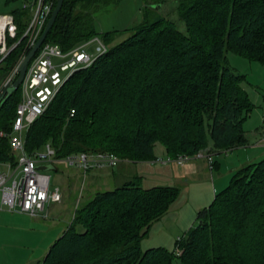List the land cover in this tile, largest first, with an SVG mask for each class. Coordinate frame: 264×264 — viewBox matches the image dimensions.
<instances>
[{"label": "trees", "instance_id": "1", "mask_svg": "<svg viewBox=\"0 0 264 264\" xmlns=\"http://www.w3.org/2000/svg\"><path fill=\"white\" fill-rule=\"evenodd\" d=\"M116 1L64 0L46 40L66 51L98 36L94 14ZM175 2L184 30L148 7L123 40L113 43L115 31L101 33L108 50L72 73L30 124L26 150L49 143L57 160L109 151L120 161L140 162L157 158V142L170 157L245 146L243 122L253 103L227 53L264 63V0ZM10 13L20 37L29 11ZM24 43L23 38L0 63V87ZM20 97L19 87L2 100L0 131L11 130ZM13 158L8 138L0 135V161ZM56 163L49 165L56 170ZM139 178L96 191L77 205L40 264H171L173 253L164 247L142 250L141 239L168 212L178 188H143ZM198 219L182 236L180 264H264V158L237 169Z\"/></svg>", "mask_w": 264, "mask_h": 264}, {"label": "rangeland", "instance_id": "2", "mask_svg": "<svg viewBox=\"0 0 264 264\" xmlns=\"http://www.w3.org/2000/svg\"><path fill=\"white\" fill-rule=\"evenodd\" d=\"M150 1L117 0L107 7H103L94 14L96 32L100 35L106 31H115L118 35L113 43L119 42L131 34L133 26L139 22L142 12H145L148 7L154 15L167 17L174 21L179 29L184 30V25L178 20L176 14L175 0H165L152 5L149 4ZM22 6L23 1L21 0L10 4H6L5 0H0V13H7ZM87 50L95 55L94 45H90ZM227 59L230 66L238 74L244 75L241 86L249 94V99L253 103V107L243 122L245 136L249 142L247 147L254 149V151L258 149L264 151V137L261 135L264 126V63L250 60L242 54L233 52L227 53ZM17 93L19 95L20 91ZM239 149L214 154L211 169L205 158L197 157H191L183 164L172 162L162 165L155 161L131 162L132 169L129 172V179L135 176L140 177L143 188L153 186H175L178 188L177 196L168 212L161 219L155 221L148 233L142 237V250L151 247H164L175 255L177 237H182L191 226H195L199 222V212L212 202L215 193L229 184L237 169L228 171L231 164L227 165L226 160L228 156ZM154 154L157 157H166L167 155L159 142L155 144ZM262 158H264V152L256 161ZM215 162L220 165L222 173L227 171L222 178H217ZM56 166V170L50 168L47 173L50 175V189L57 188L60 191L61 201L50 202L45 207V215H37L39 218L34 219L38 221L40 226L38 230H34V233H32L34 244L27 241L24 238L25 235L22 231H18L16 226L5 222L1 224L3 225L1 229L5 232L1 231L3 238L0 239V264H40L48 251L45 243L38 244L39 236H43L44 240H47L40 230L44 229L49 237L54 233L55 238H58L64 227L67 228L72 220L75 207L87 202L94 194L93 189H87L90 182L87 175L90 170L87 172L86 178H83V170L79 167L70 166L61 161L57 162ZM103 178H98V182L102 185L99 186L96 185V182H93V188L95 186L98 191L111 190L124 182L121 176L117 179ZM88 193L90 194L86 197ZM2 210L11 214L18 213L6 209ZM52 227L54 232H48ZM171 264H180V260L176 255L173 257Z\"/></svg>", "mask_w": 264, "mask_h": 264}, {"label": "built area", "instance_id": "3", "mask_svg": "<svg viewBox=\"0 0 264 264\" xmlns=\"http://www.w3.org/2000/svg\"><path fill=\"white\" fill-rule=\"evenodd\" d=\"M55 0H29L23 2V9L29 11L25 28L18 37V26L10 12L0 13V63L13 50L21 39L25 43L23 50L4 79L0 89L6 83H12L17 76V68L25 55L33 47L49 18ZM90 45L95 46V55L88 52ZM108 50V46L99 36H93L78 43L71 49L62 50L57 43L45 40L28 63L22 83L21 97L16 107L10 132L0 131L8 138L14 156L13 160L0 161V208L10 212L26 213L31 216L42 214L50 202L61 201L60 191L50 189V175L47 170H38L41 164L65 162L83 170L104 167H116L120 158L109 151L79 152L69 154L57 160L55 149L46 143L41 149L27 151L24 132L41 115L59 91L62 85L75 71L90 66L93 61ZM74 113L71 110L70 115ZM264 137V126L262 130ZM213 155L208 148L200 149L194 156L179 154L176 157H157L158 163L183 164L191 157L205 158L210 169L213 167ZM182 237H177L175 255L181 254Z\"/></svg>", "mask_w": 264, "mask_h": 264}, {"label": "crops", "instance_id": "4", "mask_svg": "<svg viewBox=\"0 0 264 264\" xmlns=\"http://www.w3.org/2000/svg\"><path fill=\"white\" fill-rule=\"evenodd\" d=\"M261 135H262V130H261ZM248 145H249V142H247V144L245 146L235 148V149H239V148L240 149L237 150L232 155L228 156V159L226 160L227 165L231 164L228 171H233L234 169H239L240 167H242L243 165H246L247 163L249 164L252 162H256V159L258 157H260L262 155V153L264 152V151H260V149H258L257 151H254V149L248 148L247 147ZM241 148H243V149H241ZM132 163H134V162H132ZM160 164L166 165L168 163H160ZM240 165H242V166H240ZM131 169H132L131 162L120 161L116 167H111V168L110 167H104V168L90 170L88 175H87V172L83 174V178H86V175H87V177L90 178V182H89L87 189L88 190L93 189V191L96 192L98 190H96L97 188L95 186L93 188V185H94L93 182H96V185H99V186L102 185L101 183L98 182V178L104 177L103 179H107V178L117 179V177L119 178L121 176V177H123L122 179H124V182H126V181L130 180L129 179V172ZM215 170L217 171V174H218L217 178L218 179L220 177L222 178L223 175H225V173H227V171H224L223 173L221 172L220 165L217 162H215ZM125 179H128V180H125ZM87 192H89V191H87ZM89 194L90 193L86 194V197H88ZM0 211H1L0 212V239L3 238V234L1 233V231H3L1 229V228H3V225H1V224L5 222L8 224H12L13 226H16V229L18 231H22V233L25 235L24 238H26L27 241H29L30 243L34 244V236H32V233H34V230H38V227H40L38 224V221L34 220L35 218H39L37 215H35V216L25 215L26 213L25 214H23V213L11 214V213H6L2 209ZM44 212L41 215H43ZM41 215H39V216H41ZM65 229L66 228L64 227L63 232ZM40 231H42V233H44L47 240H44L43 236H39L38 244L39 243H42V244L45 243L46 247H47L46 249H48L50 247V245L56 239L54 236L55 234L52 233V232H54V228L52 227L51 230L48 231V232L52 233L50 235V237H49V234L44 231V229H42ZM4 232L5 231H3V233ZM59 236H60V234H59Z\"/></svg>", "mask_w": 264, "mask_h": 264}, {"label": "water", "instance_id": "5", "mask_svg": "<svg viewBox=\"0 0 264 264\" xmlns=\"http://www.w3.org/2000/svg\"><path fill=\"white\" fill-rule=\"evenodd\" d=\"M63 1L64 0H56V4H55L54 8L52 9L49 18L47 19L40 36L38 37V39L35 42V44L33 45V47L29 50V52L25 55V57L22 59V61L18 65L17 76H16L15 80L12 83H9V82L6 83L0 89V104H1L2 100L4 99L5 95H8L12 91L16 90L20 86V84L22 83L24 76L26 74V70H27V66H28L29 61L34 56V54L36 53V51L40 47V45L46 40L47 34H48L50 28L52 27L58 12L60 11V9L62 7ZM36 168L38 170L44 171V170H48L52 167L49 164H41V165H38Z\"/></svg>", "mask_w": 264, "mask_h": 264}, {"label": "bare ground", "instance_id": "6", "mask_svg": "<svg viewBox=\"0 0 264 264\" xmlns=\"http://www.w3.org/2000/svg\"><path fill=\"white\" fill-rule=\"evenodd\" d=\"M5 59V58H4ZM2 62V61H1ZM19 88V87H18ZM10 132V131H9Z\"/></svg>", "mask_w": 264, "mask_h": 264}]
</instances>
